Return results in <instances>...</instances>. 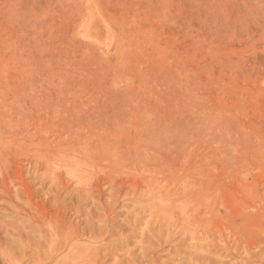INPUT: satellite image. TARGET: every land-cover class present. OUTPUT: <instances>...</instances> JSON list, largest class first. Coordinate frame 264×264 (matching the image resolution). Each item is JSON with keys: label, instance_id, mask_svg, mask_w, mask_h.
Here are the masks:
<instances>
[{"label": "rangeland", "instance_id": "374dc122", "mask_svg": "<svg viewBox=\"0 0 264 264\" xmlns=\"http://www.w3.org/2000/svg\"><path fill=\"white\" fill-rule=\"evenodd\" d=\"M0 264H264V0H0Z\"/></svg>", "mask_w": 264, "mask_h": 264}]
</instances>
